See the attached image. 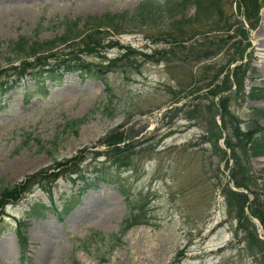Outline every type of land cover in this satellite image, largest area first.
Listing matches in <instances>:
<instances>
[{
  "label": "rangeland",
  "instance_id": "374dc122",
  "mask_svg": "<svg viewBox=\"0 0 264 264\" xmlns=\"http://www.w3.org/2000/svg\"><path fill=\"white\" fill-rule=\"evenodd\" d=\"M140 1L0 0V50L10 53L8 42L19 35L47 38L63 29V20L106 10L133 11ZM162 1V12L154 13L136 29L112 35L133 47L134 52L126 58L137 66L109 71L105 76L109 89L99 78L80 80L73 72L59 84L49 83L47 96L25 100L29 80L0 96V191L7 184L25 185L35 172L53 165L54 159L64 161L78 152L89 156L80 164L86 171L94 164H106V154L101 153L96 160L91 155L108 149L102 138L108 133L123 136L116 142L123 148L117 157L129 161V166L110 168L119 174V181L100 179L97 185H90L63 217L50 200L61 209L64 197L77 198V183L68 176L57 177L52 197L35 186L33 192L8 204L0 221V264H72L74 260L79 264H264L259 251L264 252V223L250 213L247 203L243 207L235 198L229 211L231 205L224 193L228 187L246 191L233 182V171L264 175V154L254 155L244 147L232 155L224 138L230 133L236 142L238 137L230 124L220 128L222 137L214 138L211 131L216 133L217 129L213 122L222 123V112L216 106L209 110V103L219 97L210 92L217 79L211 84L207 79L195 80V76L191 86L181 89L179 85L190 79L193 70L199 72L203 63L212 65L209 75L224 65L227 68L235 39L242 38V30L236 35L241 28L247 33L243 45L250 44L243 58L231 62L230 68L242 61L249 63V70L245 90L225 91L233 113L227 117L234 118L231 122L242 130L256 122L264 127V112L256 109L264 110V95L255 98L248 90L256 85L264 94V0H260V21L254 28L243 14L241 0H194L197 3L186 10L185 17L173 5L174 0ZM221 15L223 26L218 29L212 23ZM172 18L176 24L183 22V29L195 36L182 41L168 36V32H177ZM210 31L223 32L220 52L201 62L179 60L183 45ZM170 47H175L172 54ZM158 48L165 50L167 61L145 57L144 52ZM119 51V45L109 47L107 56ZM155 56L159 57L158 53ZM188 113L195 116L189 118ZM87 114L76 133L63 129L66 121ZM253 196L249 194V203ZM109 198L117 201L116 209H110ZM38 199L48 202L47 207ZM36 208V215H27ZM134 213L138 221L113 249L89 238L94 230L106 235L119 232L124 218ZM19 219H25L26 224L24 252L17 232ZM41 226L48 229L41 231L44 236L37 233ZM44 238L49 240L47 249Z\"/></svg>",
  "mask_w": 264,
  "mask_h": 264
},
{
  "label": "trees",
  "instance_id": "16d2710c",
  "mask_svg": "<svg viewBox=\"0 0 264 264\" xmlns=\"http://www.w3.org/2000/svg\"><path fill=\"white\" fill-rule=\"evenodd\" d=\"M174 2L173 5H175L177 9L183 11L184 17L187 13L186 10L191 5L197 3L194 0H174ZM240 4L241 6L243 5L242 9L245 18L254 28V26L260 21L259 12L262 5L261 1L241 0ZM167 5L165 3V9H167ZM163 10L164 5L162 0H141L133 11H130L129 9H124L123 11L106 10L103 11V13L92 14V16H77L75 18L63 20L64 24L61 21L63 29L47 38H27L24 35H19L16 39H10L8 42L10 53L5 55L0 50V96L10 91V89L20 86V83L25 80L31 82V87L25 88L23 94L25 100H29L31 97L36 96H47L49 94L48 83H61L68 73L73 72H77L80 80H83L85 77L99 78L103 80L105 89H109L108 81L105 80V76L109 71H116L117 69L124 71L127 70V65L137 66L135 61H129V58H126L127 54L134 52L133 47H130V44L124 45L120 43V40L112 35L124 32L128 29H136V27L141 26L143 21L152 17L154 13L162 12ZM222 18V15L218 16V19L212 23L218 29L223 26ZM175 20V18H172V23H174ZM183 26V22H180L179 24L174 23V28L177 29V32H168V36H172L175 40L181 39L180 41L195 36V34L185 31ZM241 30L243 31L242 38L237 37L235 39L236 48L234 55L231 58L229 57L230 59L228 58L229 60L226 64H229L228 66L226 65L227 68H224V65L221 68L214 70L213 74L209 75L207 72L212 68V65H209L210 63H203L199 72L196 73L192 69L193 71L191 72L190 79H184L179 85L181 89L191 86L193 83L192 79L195 76H198L195 80L207 79V83L211 84L217 79L214 83V87L210 89V92L215 95L219 94V97L209 103V110L211 111L213 106H216L218 110L222 112L220 115L222 123L221 125L218 124L216 119L215 122H213L217 129L216 133L215 131H211L214 138L222 137L223 134L220 128L223 127L226 129L230 124V127L233 128V135L238 137V141L236 142H233L230 139L232 136L230 133H227L224 138L226 146L232 151V155H236V152L238 153L239 149H244L245 147L246 149L251 150L252 154L260 156L264 154V127L256 122L249 125L246 130H242L238 126L233 125L231 121L234 120V118L227 117V114L231 112V109L229 107L230 96L229 93H225V91L236 92V90L241 88L245 90L246 87L244 81L247 71L249 70V63H243L242 61L235 65L232 70L230 68L231 62L237 60L238 57L239 59L243 58V51L250 44V41H247L243 45L242 39L247 37L246 31L243 29H237L238 33L236 35H240L242 32ZM234 35L235 34H231L230 36ZM223 39V32L222 34H217L216 32L211 31L208 32L205 37L195 38L194 41H190L189 45H183V47L179 49L181 55L179 60H182L185 63L191 61L195 63L213 57V55L221 51V45L223 43L221 41H223ZM115 45H119L121 51L116 53L115 56H107L108 48L114 47ZM174 49L175 47H170L169 53L172 54ZM156 53H158L159 57L155 56ZM90 55L101 56V58L91 59L89 58ZM144 55L145 57H150L158 61L161 59L168 60L165 50L161 48L155 49V51L151 53L144 52ZM171 60L176 66L179 64V60H174L173 58H171ZM251 72L255 73L256 71L255 69H252ZM220 73L223 75L222 78H219ZM248 90L251 91L250 94L255 98L264 95L261 94L262 89L256 85H250ZM208 93L209 91H207V94ZM196 109L197 108H194L193 110L196 111ZM256 109L264 112L262 107ZM231 114L233 115L232 112ZM194 116L195 114L188 113L189 118H193ZM87 118L88 114L81 118L77 117L68 120L65 122L63 129H71L76 133L80 123L86 121ZM102 138H104V141L108 144V149L105 152L100 151L99 149L98 151H93L91 156L92 159L96 160L101 153L106 154L109 157L106 164L103 163L105 161L99 165L94 164L93 168H88L86 171V169L80 167V164L89 156L84 152H78L69 158L64 157V161H62V159H54L55 161L53 162V165L35 172V174L27 179L25 185H21L20 187H18L17 184L5 185L0 191V221L4 216L5 207L10 203H15L18 199L24 197L26 193L33 192L35 186H40L46 194H49L52 197V187L56 183L57 177L60 175L65 177L68 176L73 182L77 183L78 189V192H75L77 198L75 197L74 200L66 197L63 198L64 205L61 208L62 210L57 209V204L52 201V199L50 200L53 209L57 211L60 217H63V214L79 201V195H81L83 191H85L90 185H97L98 180L119 181V174L114 173L110 168L113 167L115 169H120L122 165L129 166V161L122 157H117L120 156L118 151L123 148L119 149L116 142H119L123 136H114L111 133H108L107 136ZM221 149L226 151L224 147ZM232 178L236 186H242L243 188H246V191H237L231 187L224 190L226 200H228V204L231 205L229 211L231 210V207L233 208V206H235L233 203V199L235 198L237 201L241 202V206L243 207L247 203L250 213H254L259 219H261V222L264 223V209L262 208V203L259 199L261 197L262 202L264 203V175L261 173L260 175H254L253 177L251 173L249 174L245 171L242 173L240 171L238 173L233 171ZM258 178H260L259 181H257ZM248 193L254 194L250 202L251 204L248 200ZM36 201L41 202L45 208L47 207L48 202L39 199ZM34 207L35 206H33V208ZM37 211L39 210L36 208L26 213H28L27 215H36L38 213ZM246 214L247 213L242 215L245 216ZM24 221L25 219H19L17 227L19 239L23 246V252L27 246L26 235L23 234L25 229L24 225H26L24 224ZM137 221L138 219L136 218L135 213L131 214L124 218L119 232L106 235L103 231L94 230L95 235L92 234L89 238L94 239L95 241L105 242L107 246H110V249H113L117 244V240L123 236L128 228L134 226ZM240 224H244L242 220L240 221ZM245 229H247V226H245ZM93 235L96 238H93ZM259 251L261 256L264 257L263 250L260 249ZM72 264H79L78 260H74Z\"/></svg>",
  "mask_w": 264,
  "mask_h": 264
},
{
  "label": "bare ground",
  "instance_id": "6f19581e",
  "mask_svg": "<svg viewBox=\"0 0 264 264\" xmlns=\"http://www.w3.org/2000/svg\"><path fill=\"white\" fill-rule=\"evenodd\" d=\"M116 203H117V201L116 200H114V199H112V198H109V204H110V206H111V210H112V208L113 209H116V207H118L117 205H116ZM39 230H37V233H38V235L40 234H42L43 236H44V234L41 232V231H48V229H46L45 227H43V226H41L40 228H38ZM39 235V236H40ZM49 235V233H46V236H48ZM45 236V237H46ZM51 240V239H50ZM43 244H45L44 245V247H45V249H47L48 247H49V240L48 239H45L44 238V241H43ZM42 247H43V245H42ZM50 253H52V251L50 252Z\"/></svg>",
  "mask_w": 264,
  "mask_h": 264
}]
</instances>
